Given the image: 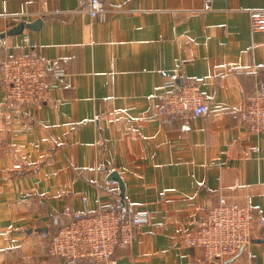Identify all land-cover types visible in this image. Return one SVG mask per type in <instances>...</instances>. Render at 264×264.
Masks as SVG:
<instances>
[{
    "label": "crops",
    "instance_id": "0c3cea01",
    "mask_svg": "<svg viewBox=\"0 0 264 264\" xmlns=\"http://www.w3.org/2000/svg\"><path fill=\"white\" fill-rule=\"evenodd\" d=\"M105 1L99 18L85 0H0V33L42 18L2 39L0 58L35 48L68 71L23 112L7 108L0 82V264H67L42 236L67 205L151 213L116 250L118 264H213L187 241L207 209L221 197L252 201L264 218V132L240 117L264 78V31L250 23L264 0ZM174 77L200 82L207 114L191 123L161 114L158 94ZM113 171L124 198L107 182ZM263 237L261 225L226 264H264V242H252Z\"/></svg>",
    "mask_w": 264,
    "mask_h": 264
},
{
    "label": "built area",
    "instance_id": "2783aa9c",
    "mask_svg": "<svg viewBox=\"0 0 264 264\" xmlns=\"http://www.w3.org/2000/svg\"><path fill=\"white\" fill-rule=\"evenodd\" d=\"M83 9L92 17L104 18L105 0H85ZM57 13L62 12L56 9ZM253 31H264V8L250 10ZM25 40L29 42V38ZM68 71L52 58L32 48L27 53L0 58V82L5 86V105L14 112L41 106L50 98L51 91L59 87ZM158 94L159 110L170 121L191 123L209 112V100L200 82H186L171 78L163 82ZM243 125L253 133L264 132V78H260L240 113ZM107 182L117 183L116 180ZM82 202L88 196H81ZM55 230L43 232L48 241V253L62 257L67 264H93L104 261L118 264L115 252L129 246L135 234L151 223L148 211L125 215L118 205L98 210L69 205L52 214ZM264 218L253 207L252 201L240 205L221 197L196 222L187 238L191 246L203 250L206 263L226 264L254 237Z\"/></svg>",
    "mask_w": 264,
    "mask_h": 264
},
{
    "label": "water",
    "instance_id": "95a60500",
    "mask_svg": "<svg viewBox=\"0 0 264 264\" xmlns=\"http://www.w3.org/2000/svg\"><path fill=\"white\" fill-rule=\"evenodd\" d=\"M42 23V18H39L33 22H25L21 21L15 26L11 27L9 30L6 32H1L0 33V45L2 43V39H4L7 35H16L20 34L23 32L25 27L31 28V29H38ZM108 179H113L116 180L119 183L120 187V195L122 198H124V191H125V186L123 181L121 180L118 172L113 171L108 175ZM252 242H264V237L263 238H255L252 240ZM213 264H218V263H213Z\"/></svg>",
    "mask_w": 264,
    "mask_h": 264
}]
</instances>
